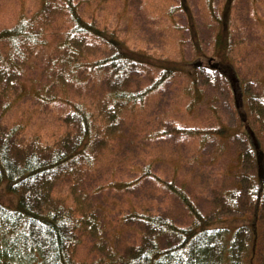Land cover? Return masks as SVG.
<instances>
[{
  "label": "rangeland",
  "instance_id": "374dc122",
  "mask_svg": "<svg viewBox=\"0 0 264 264\" xmlns=\"http://www.w3.org/2000/svg\"><path fill=\"white\" fill-rule=\"evenodd\" d=\"M73 1L87 22L114 33L126 49L149 59L135 56L139 64L117 79L110 67L93 71L90 77L86 66L71 74L77 65L109 57L112 48L88 35L67 40L68 17L56 0H48L43 13L40 0H0V31L14 26L22 11L26 19L39 15L32 36L20 46L24 54L15 56L13 68L0 72L3 92L14 80L25 88L4 122L10 126L29 117L23 136L37 133L43 140L51 139L62 129L66 113L59 99H67L91 105L101 123L108 125L107 145L97 155L91 175L74 192L76 200L87 195L80 204L91 214V234L76 248L75 260L108 264L109 256L114 254L115 259L139 242L141 226L131 221L132 213L163 216L188 228L194 221L187 205L208 212L220 204L215 197L224 189L233 191L234 182L256 178L252 152L242 155L243 148L254 149V137L243 126L252 129L251 136L254 133L264 151V0ZM10 43L1 41V56ZM196 56L204 64L205 57L222 63L218 70L228 73L236 101L226 79L218 71L210 73L208 63L206 70L194 71ZM64 59L67 63L59 65ZM158 59L171 61L158 63L173 72L162 85L157 83L164 72L155 67ZM44 88L52 96L48 105L37 101ZM114 92L140 96L135 105L127 102L116 117L106 98ZM234 104L240 106L239 117ZM174 127L203 131L206 138L165 134ZM141 168H148V173ZM3 188L0 204L14 210L15 198ZM57 190L62 195L68 191ZM216 215L229 214L220 209ZM242 224L240 218L226 219L217 228L234 232Z\"/></svg>",
  "mask_w": 264,
  "mask_h": 264
},
{
  "label": "trees",
  "instance_id": "16d2710c",
  "mask_svg": "<svg viewBox=\"0 0 264 264\" xmlns=\"http://www.w3.org/2000/svg\"><path fill=\"white\" fill-rule=\"evenodd\" d=\"M56 1V6L68 17L70 27L66 32L67 40L74 36L88 35L103 40L112 48L109 57L77 65L71 74L79 67L86 66L90 77L91 72L110 67V72L117 79L126 70L139 64L135 56L149 59L144 54L126 49L124 43L114 37V33L108 34L87 22L73 0ZM40 5V13H43L49 6L48 0H40ZM23 12L17 16L14 26L0 31V43L3 39L11 42L6 55H0V72L3 68L9 70L14 67L15 56L24 54V48L20 49V46L26 44L34 32L33 22L38 20L39 15L26 19ZM216 19L219 23V19ZM224 41L226 44L227 41ZM195 51L197 54L198 51ZM196 57L192 66L199 70L201 60ZM66 58L71 61L69 55ZM206 61L225 80V71L216 70L218 64L212 60ZM158 62L164 64L171 61H155V67L164 71L157 79V83L162 85L164 79L173 72L167 70L165 65L159 66ZM66 63L64 59L59 65ZM59 76L62 77L60 72ZM8 88L9 91L0 90V185L5 187L0 188L15 198L12 207L15 204L16 207L11 210L6 207L10 205L0 204V264H80L74 254L80 243L91 234V214L89 209L80 204L87 199V195L76 200L74 192L81 189V182L91 175V169L97 164V155L107 145L108 125L101 123L99 117L91 111V105L59 99L64 102L66 110L61 117L62 129L51 139L43 140L37 133L26 138L23 133L29 124V117L18 119L10 126L4 122L5 116L22 100L25 88L15 80L10 82ZM230 91L236 101L234 89ZM39 92L41 100L37 101L47 105L51 103L52 96H48L46 88ZM139 96L114 92L106 98L109 100L108 105L116 109L118 117V111L127 106V102L133 101L132 105H135ZM234 110L239 117L240 106L234 104ZM243 127L250 137H254V149L247 146V149H242V155L247 156L249 151L252 152L250 157L253 163L256 162V178L234 182L233 191L224 189L222 194L215 197L219 198L220 204L208 212L202 213L187 205L194 221L188 228L163 216L132 213L131 221L141 226L139 242L128 246L115 259L114 254L109 256L108 264H264V151L254 133L251 136L252 129ZM165 134L206 138L203 131L175 127ZM141 169L148 173V168ZM62 187L68 190L67 194L62 195L57 190ZM220 209L229 215L218 217L216 212ZM233 218L243 221L236 231L217 228L219 223Z\"/></svg>",
  "mask_w": 264,
  "mask_h": 264
}]
</instances>
